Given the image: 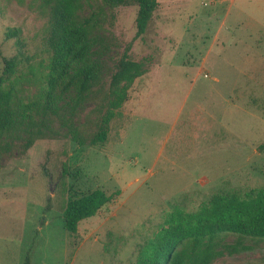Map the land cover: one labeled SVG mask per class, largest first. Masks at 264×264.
Returning a JSON list of instances; mask_svg holds the SVG:
<instances>
[{
    "label": "rangeland",
    "instance_id": "374dc122",
    "mask_svg": "<svg viewBox=\"0 0 264 264\" xmlns=\"http://www.w3.org/2000/svg\"><path fill=\"white\" fill-rule=\"evenodd\" d=\"M51 1L0 0V74L20 59L19 116L0 135V264H134L172 209L264 187V0H156L139 38L134 0H79L98 70L81 95L48 88ZM127 48L142 75L116 108L110 78ZM94 190L111 201L67 232L68 200ZM221 242L239 251L211 264H264V240Z\"/></svg>",
    "mask_w": 264,
    "mask_h": 264
},
{
    "label": "trees",
    "instance_id": "16d2710c",
    "mask_svg": "<svg viewBox=\"0 0 264 264\" xmlns=\"http://www.w3.org/2000/svg\"><path fill=\"white\" fill-rule=\"evenodd\" d=\"M115 8L125 0H102ZM138 10L135 19L136 36L145 34L159 4L156 0H134ZM47 47L50 51L47 65V84L50 91L61 83H77L78 93L87 92L98 80V70L90 61L93 18L80 19L79 0H52ZM7 39L16 38L15 46H22L16 29H9ZM128 48L116 64L110 78V96L114 107H120L127 97V89L142 75L140 66L128 56ZM20 59L17 55L4 59L0 74V135L15 129L19 113L12 108L14 87L12 80ZM30 109L24 107L23 111ZM105 140V132L97 141ZM34 140L28 138L25 149ZM264 153V143L259 146ZM102 190L69 199L63 211L64 228L75 234L78 224L94 217L111 201ZM222 235L264 240V187L253 189L244 196L237 194L213 195L207 204L189 213L181 208L167 212L158 231L139 251L134 264H211L224 255L232 256L239 251V244H224ZM26 264H29L28 260Z\"/></svg>",
    "mask_w": 264,
    "mask_h": 264
}]
</instances>
